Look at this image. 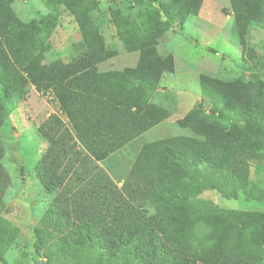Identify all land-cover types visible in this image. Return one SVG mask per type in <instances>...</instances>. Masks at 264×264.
Listing matches in <instances>:
<instances>
[{"label": "trees", "instance_id": "trees-1", "mask_svg": "<svg viewBox=\"0 0 264 264\" xmlns=\"http://www.w3.org/2000/svg\"><path fill=\"white\" fill-rule=\"evenodd\" d=\"M13 1L0 0V91L11 98L13 92H19L31 80L50 81L70 124L54 114L40 126L50 145L36 167L46 189H60L57 210L52 208L48 212L50 219L58 221L59 232L63 233L58 243L72 251L74 258L80 252L93 249L102 259L119 258L142 264H196L174 253L171 247L173 239L179 241L182 232L177 234L175 229L163 230L150 225L140 210L147 211L146 207L152 206L160 214L153 221L159 223L162 216L171 222L172 215L166 211L172 208L177 193L172 187L174 179H179H173L175 172L185 171L183 182L195 162L218 168L231 163L238 155L243 156L241 164L246 158L264 157V128L257 127L255 133L260 138L252 144L246 143V135L242 133L246 126L248 131L251 129L258 113L264 112V93L260 96L248 90L239 104L242 93L236 91L239 86L232 89L229 84L217 83L215 93L223 99L225 108L221 109L216 99L212 111L226 122L210 129L206 124H191L190 118L185 117L181 124L206 134V139L177 136L146 143L123 185L118 187L98 161L169 117L153 100L163 74L173 70L172 55L163 58L153 47H142L137 67L100 73L96 64L110 53L102 47L91 8L83 0H50V5L56 6L59 2L75 17L83 34L79 43L83 51L67 65L48 69L42 61L44 54L32 53L40 47L41 35L45 33L48 37L54 30L59 11L52 10L39 20L26 22L16 15ZM202 3L203 0H167L161 2L158 11L167 19L182 21L188 15H198ZM231 4L241 38L246 39L248 29L264 20V0H231ZM114 21L125 44L131 45L128 48H137L140 43L126 37L130 31L128 17L117 9ZM154 23L148 20L153 28ZM148 35L153 37L154 31H148ZM209 86L213 89V83ZM6 112V103L0 97V130ZM225 128L234 130L233 138L227 143L223 142ZM253 144L257 145L252 147ZM5 152L0 139V208L8 186V176L1 164ZM205 165L203 174L207 172ZM105 194L109 196L103 206L99 199ZM62 201L67 206L60 207ZM199 219L217 237V248L210 253L208 262L264 264L263 212L224 210L200 215ZM231 251L238 252L235 260L227 256Z\"/></svg>", "mask_w": 264, "mask_h": 264}, {"label": "rangeland", "instance_id": "rangeland-1", "mask_svg": "<svg viewBox=\"0 0 264 264\" xmlns=\"http://www.w3.org/2000/svg\"><path fill=\"white\" fill-rule=\"evenodd\" d=\"M83 1L91 8L102 37V47L110 53L96 64L100 73L137 67L142 47H153L163 58L172 55L173 70L163 74L153 100L169 113V117L163 120L167 123L157 129L166 128L168 131L158 136H149L146 131L98 161L118 187L123 185L146 143L177 136H189L198 141L206 139V134L181 124L185 117L190 118L191 124H206L210 129L226 122L212 111L216 99L221 109L225 108L223 99L215 93L217 83L229 84L232 89L239 86L236 90L242 92L238 97L239 104L248 90L255 95L264 93L261 84L264 83V20L249 28L247 38L242 39L231 0H203L199 14L188 15L182 21L168 20L164 13L159 14L161 2L167 0ZM49 3L50 0H14L12 6L18 18L26 22L39 20L52 10L59 11L54 30L48 37L44 36L45 33L41 35L40 47L32 53L44 54L45 66L55 70L72 62L83 51L79 45L83 34L75 17L63 4L56 2L58 4L54 6ZM117 9L128 17L130 31L126 37L140 43L137 48H128L131 45H126L118 33L114 21ZM142 14L144 16L140 18ZM149 19L155 22L154 28L149 26ZM150 30L154 31L153 37L148 35ZM209 83H213V89ZM19 90L13 92L11 98L0 91L7 106L6 120L0 130V139L6 148L1 164L8 176L0 208V264H91L98 261L101 264H142L119 258L102 259L93 249L80 252L74 258L72 251L58 243V237L63 233L59 232L58 221L50 219L48 212L52 208L57 210L60 189H46L36 166L50 145L40 132V126L54 114L67 124L69 119L61 110L54 84L50 81L36 83L31 80ZM254 118L251 129L248 131L246 126L242 130L248 144L259 140L260 135L255 133L257 127L264 128V112ZM225 130L223 142L227 143L233 138L234 130ZM242 160L243 156L238 155L231 163L218 168L195 162L194 169H188L187 179L183 182L185 171L175 172L173 179H179H174L172 187L179 194H175L172 208L166 211L172 215L171 222L162 216L159 223L153 221L159 213L152 206L146 207L147 211L140 210L148 217L150 225L163 230L175 229L177 234L182 232L179 241L173 239L174 253L196 264H216L215 259L214 263L207 259L217 248V237L199 219L200 215L224 210L264 213V157L246 158L244 164H241ZM235 162L239 165L236 166ZM203 165L207 167L204 174ZM108 196L105 194L99 199L103 206L108 202ZM64 206H67L66 201L60 204V207ZM227 253L235 260L238 252Z\"/></svg>", "mask_w": 264, "mask_h": 264}, {"label": "crops", "instance_id": "crops-1", "mask_svg": "<svg viewBox=\"0 0 264 264\" xmlns=\"http://www.w3.org/2000/svg\"><path fill=\"white\" fill-rule=\"evenodd\" d=\"M167 123V120L165 122L162 121V123H158V125H155L154 127H152L150 130L147 131V134L149 136H158V135H162L165 134L168 130H166V128H164L163 130L157 129L158 127H161L162 124Z\"/></svg>", "mask_w": 264, "mask_h": 264}]
</instances>
